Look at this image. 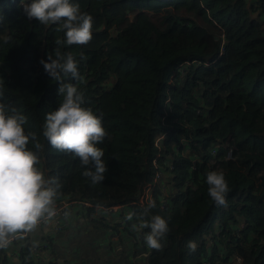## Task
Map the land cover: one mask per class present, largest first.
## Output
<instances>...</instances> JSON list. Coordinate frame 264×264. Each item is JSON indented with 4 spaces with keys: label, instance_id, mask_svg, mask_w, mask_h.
<instances>
[{
    "label": "trees",
    "instance_id": "trees-1",
    "mask_svg": "<svg viewBox=\"0 0 264 264\" xmlns=\"http://www.w3.org/2000/svg\"><path fill=\"white\" fill-rule=\"evenodd\" d=\"M70 2L93 17L86 45H58L64 39L59 25L29 20L21 0H0V104L7 114H23L26 134L35 133L28 147L56 189L55 207L69 204L57 218L64 229L71 212L87 210L104 237L111 230L127 240L148 205H130L132 220L122 212L126 227L103 208L137 199L157 158L168 176L143 218L162 216L168 232L154 250L144 241L150 229L132 230L141 241L129 242L133 261L126 256L125 264H264V0ZM56 50L78 61L83 82L65 83L78 87L82 107L106 130L97 145L107 167L103 182L84 176L79 158L43 135L46 114L63 99L60 83L40 63ZM230 150L236 160L227 159ZM217 170L229 186L223 206L206 183L207 173ZM100 209L106 222L94 216ZM45 224L0 247V264H76L52 250L57 232H44ZM189 241L197 244L194 252ZM36 243L50 247L41 250L45 262L33 251ZM116 258L104 263L117 264Z\"/></svg>",
    "mask_w": 264,
    "mask_h": 264
},
{
    "label": "clouds",
    "instance_id": "clouds-1",
    "mask_svg": "<svg viewBox=\"0 0 264 264\" xmlns=\"http://www.w3.org/2000/svg\"><path fill=\"white\" fill-rule=\"evenodd\" d=\"M23 10L29 20L48 25H59L64 31L63 41L57 44L86 45L92 39L93 17L82 13L79 4L70 0H21ZM45 72L54 82H59V94L63 97L60 106L46 114L43 135L55 149L72 153L85 167L84 176L93 183L103 182L106 164L104 150L98 147L107 133L102 120L90 108L82 107L84 95L73 83L65 80L83 82L78 61L71 53L62 55L59 50L55 58L48 55L41 60ZM7 114L5 106L0 104V247H6L17 234L29 232L45 216L54 214L56 189L48 186L44 173L36 165L37 153L29 149L30 141L36 140L35 133L26 134L24 125L27 118L15 109ZM34 147L42 146L37 142ZM208 194L217 206L226 204L229 186L222 171H210L206 176ZM155 207L149 202L138 225L133 230L150 229L145 233L144 241L149 249L160 250L161 239L168 232L167 221L160 215L146 220L149 209ZM134 213H129L132 220ZM187 247L195 251L197 244L189 241Z\"/></svg>",
    "mask_w": 264,
    "mask_h": 264
},
{
    "label": "rangeland",
    "instance_id": "rangeland-1",
    "mask_svg": "<svg viewBox=\"0 0 264 264\" xmlns=\"http://www.w3.org/2000/svg\"><path fill=\"white\" fill-rule=\"evenodd\" d=\"M166 176L168 175H164V178ZM82 202L84 203L86 201ZM83 203L81 204L83 206L89 205ZM68 205V203H64L61 207L64 210L60 211V213L64 211L67 212L65 209ZM103 211L100 209L95 212L94 216L106 222L103 218L105 215ZM85 212L86 214L84 212H79V214H75L73 218L71 215L70 221L66 222L65 229L63 227L62 230H56L53 227L54 232L56 231L57 233L53 236L54 243L52 244V250L54 249V251L59 253L63 252L62 256H64L63 260H65V263L71 260L73 263L76 262V264H105V261H109L110 258H114L115 256H117L115 261H122L123 264L127 262L126 256H130L129 258L132 260L134 247L129 246V241H120L119 244L117 241L111 243V230H109L106 237L103 238V243H101L102 238L100 235H103L102 229L91 221V216L87 214V210H85ZM47 225L48 223H46V226ZM108 244H110V247H107ZM38 256L41 258L42 262H45L47 257L41 255V249L37 253V257ZM118 262L117 264H120Z\"/></svg>",
    "mask_w": 264,
    "mask_h": 264
},
{
    "label": "built area",
    "instance_id": "built-area-1",
    "mask_svg": "<svg viewBox=\"0 0 264 264\" xmlns=\"http://www.w3.org/2000/svg\"><path fill=\"white\" fill-rule=\"evenodd\" d=\"M222 37H225V35L222 34ZM213 152H215V150ZM227 159L236 160L235 157L233 156V153H232L231 150L227 153ZM153 164H154V166L156 168L155 175H154V177H153L151 182H148L147 184L144 185L143 190H142V192L140 193V195L138 196L137 199L133 200L130 204L115 205V206H111L109 208H104L106 211L108 210L110 213L115 212L114 213L116 215L115 216V223H119L121 227H126L125 220H124V217L122 215V212H125L127 215L129 213H132L130 205H138L140 207H145L146 205L149 204L150 201L151 202L154 201V199H155V190L157 189L156 186H157L158 183L161 184V182H162L163 175H164V169L161 167V165L158 162L157 158H155L153 160ZM238 164L242 165L241 162H238ZM240 167H241L242 170L246 169V167L243 166V165L240 166ZM171 168H173L172 165H171ZM84 203L89 204L87 206L91 205V203L87 202V201L84 202ZM55 206H56V203L54 202V204H53L54 214L52 216L45 215L40 220V222L38 224H40V223H50L51 226L53 225L56 230H60L61 228L64 227L63 226V222H61L59 219H57L60 211H63L64 209H62L60 206H57V207H55ZM62 214L64 215L65 211L62 212ZM136 225H138V224H136ZM132 230H133V228L131 229L130 235H126L125 236V239H127L130 243H133V244L140 242L141 240L137 239L135 237V235H133ZM120 237H121V234L119 232L113 231V232H111L110 242L112 243L114 241H117L119 243L121 241ZM107 247H110V244H108ZM43 248H50V247L46 243H36L33 246V251L34 252H36V251L39 252V250L40 249L42 250ZM239 260L240 259H238V261Z\"/></svg>",
    "mask_w": 264,
    "mask_h": 264
},
{
    "label": "crops",
    "instance_id": "crops-1",
    "mask_svg": "<svg viewBox=\"0 0 264 264\" xmlns=\"http://www.w3.org/2000/svg\"><path fill=\"white\" fill-rule=\"evenodd\" d=\"M77 213V211H75V212H71L70 213V215H72V217L75 215ZM48 226H50V227H48ZM53 227L48 223V225L46 226V224H45V228H44V232H46V231H52L53 229H52ZM104 232H103V238H104ZM103 238H102V240H103Z\"/></svg>",
    "mask_w": 264,
    "mask_h": 264
}]
</instances>
